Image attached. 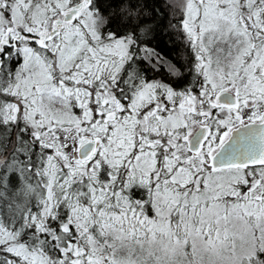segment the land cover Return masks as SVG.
Segmentation results:
<instances>
[{"label":"snow or ice","instance_id":"1","mask_svg":"<svg viewBox=\"0 0 264 264\" xmlns=\"http://www.w3.org/2000/svg\"><path fill=\"white\" fill-rule=\"evenodd\" d=\"M0 264H264V0H0Z\"/></svg>","mask_w":264,"mask_h":264}]
</instances>
